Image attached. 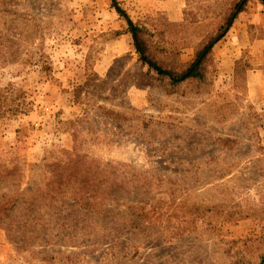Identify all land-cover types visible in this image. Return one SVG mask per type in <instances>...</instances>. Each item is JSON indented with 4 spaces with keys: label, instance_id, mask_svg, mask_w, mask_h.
<instances>
[{
    "label": "rangeland",
    "instance_id": "rangeland-1",
    "mask_svg": "<svg viewBox=\"0 0 264 264\" xmlns=\"http://www.w3.org/2000/svg\"><path fill=\"white\" fill-rule=\"evenodd\" d=\"M119 2L133 20L148 22L156 12L180 19L192 7L190 0ZM244 14L207 53L210 82L170 92L153 70L146 78L137 72L148 67H139L110 0H0V39L17 57L0 53V164L21 166L24 192L15 219L0 225V264H50L55 252L72 254L69 264L254 258L247 239L264 236V5L249 0ZM192 54L181 51L184 60ZM237 64L245 74L237 75ZM68 158L78 171L119 177L117 208L66 199L23 218L22 199L47 165ZM11 188L1 183L0 194ZM195 203L211 210L191 219L188 235L170 237L169 216ZM229 204L252 214L227 220Z\"/></svg>",
    "mask_w": 264,
    "mask_h": 264
},
{
    "label": "trees",
    "instance_id": "trees-1",
    "mask_svg": "<svg viewBox=\"0 0 264 264\" xmlns=\"http://www.w3.org/2000/svg\"><path fill=\"white\" fill-rule=\"evenodd\" d=\"M248 1L190 0L191 4L188 2L187 7L190 5L192 7L185 8L180 19L170 17L164 12H156L155 15H149L153 16V20L148 22L133 20L121 6L119 0H110L112 7L124 20L131 33L132 45L137 53L136 59L140 62L139 67L143 65L148 67L145 72H137L146 78L151 75L150 70H153L159 80L168 84L167 88L170 92L177 91L180 85L183 86L187 83L203 86L210 82L206 61L207 53L225 36L237 18L246 17L244 12ZM258 1L264 5V0ZM6 39H0V43L4 44L2 42ZM186 47L193 49L192 58L189 60H184L181 56L182 49ZM0 53L4 56H11V60L17 59L15 50L6 44L0 47ZM127 56L129 54L124 53L115 58L111 70H115L122 59ZM87 62L89 61L87 60ZM236 70L238 71L237 75L245 74L246 67L244 64L241 66L237 64ZM3 112H5V108L0 109V114ZM76 165L70 158L65 159L64 162L52 161L47 165L49 168L47 175L44 173L43 177L39 178L40 182L36 184L33 192H28L30 199H22L24 205L22 217L24 218L33 207L43 209L45 206L50 207L66 199L73 200L84 209L111 211L109 210L110 205L116 209L117 206L114 204L119 202V195L114 196V193L115 188L120 187L121 181L116 179L119 177L117 175L107 176L103 180L101 175L78 171ZM21 177L22 168L14 159L9 160L8 165L0 164V184L6 183L12 187L0 194V225L4 219H15V216L11 215V211L16 208L19 195L24 193L20 190ZM226 206L229 208H222L227 220L235 219L237 221L252 214L247 209L236 210L235 206L231 204ZM210 210L209 206L195 203L185 211L170 215L169 236L188 235L191 230V219L205 216ZM261 230H264V227ZM247 240L255 243L250 245L251 249L249 250L255 256L253 259L243 260L240 264H264V236L255 234L254 237ZM248 242H245L244 239L241 250H243V245ZM54 255L58 257L54 259V257L45 255V260L52 261L54 259L50 264H69L68 260L72 257V254L63 252H55Z\"/></svg>",
    "mask_w": 264,
    "mask_h": 264
}]
</instances>
